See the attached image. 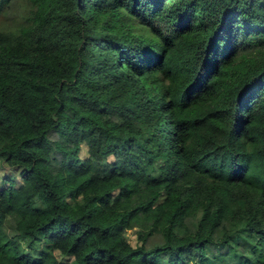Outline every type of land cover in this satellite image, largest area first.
<instances>
[{"label": "trees", "instance_id": "obj_1", "mask_svg": "<svg viewBox=\"0 0 264 264\" xmlns=\"http://www.w3.org/2000/svg\"><path fill=\"white\" fill-rule=\"evenodd\" d=\"M21 8L0 32V264H264V0Z\"/></svg>", "mask_w": 264, "mask_h": 264}, {"label": "rangeland", "instance_id": "obj_2", "mask_svg": "<svg viewBox=\"0 0 264 264\" xmlns=\"http://www.w3.org/2000/svg\"><path fill=\"white\" fill-rule=\"evenodd\" d=\"M25 3V0H12L7 6H5L1 13H0V32H3L14 25L15 21L17 20V14L23 12L21 8L22 4ZM17 173L16 170H13L8 167L5 161L0 159V175L2 177H9L15 175ZM18 175V174H17ZM19 179V178H18ZM191 226V222H189ZM5 232L9 235L12 233V227L14 226V220L11 217L4 223ZM129 239L133 237V232L128 231ZM159 239L156 237L152 238L150 241V246L154 247L158 243ZM260 260H264V248L259 247L256 250ZM62 261H67L65 257H60Z\"/></svg>", "mask_w": 264, "mask_h": 264}]
</instances>
